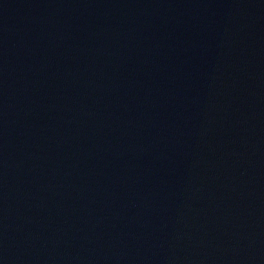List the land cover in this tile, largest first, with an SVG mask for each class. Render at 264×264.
Segmentation results:
<instances>
[{
    "label": "water",
    "instance_id": "95a60500",
    "mask_svg": "<svg viewBox=\"0 0 264 264\" xmlns=\"http://www.w3.org/2000/svg\"><path fill=\"white\" fill-rule=\"evenodd\" d=\"M0 264H264V114L116 112L0 87Z\"/></svg>",
    "mask_w": 264,
    "mask_h": 264
}]
</instances>
